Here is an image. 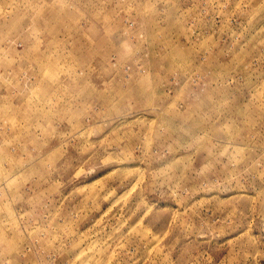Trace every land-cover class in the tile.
<instances>
[{
    "label": "rangeland",
    "instance_id": "374dc122",
    "mask_svg": "<svg viewBox=\"0 0 264 264\" xmlns=\"http://www.w3.org/2000/svg\"><path fill=\"white\" fill-rule=\"evenodd\" d=\"M0 264H264V0H0Z\"/></svg>",
    "mask_w": 264,
    "mask_h": 264
}]
</instances>
